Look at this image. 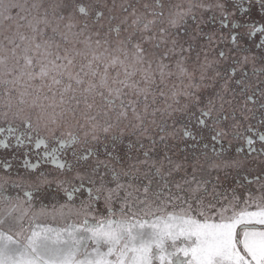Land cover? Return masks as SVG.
Listing matches in <instances>:
<instances>
[{"label": "snow or ice", "instance_id": "snow-or-ice-1", "mask_svg": "<svg viewBox=\"0 0 264 264\" xmlns=\"http://www.w3.org/2000/svg\"><path fill=\"white\" fill-rule=\"evenodd\" d=\"M0 150V264H264V0H0Z\"/></svg>", "mask_w": 264, "mask_h": 264}, {"label": "flooded vegetation", "instance_id": "flooded-vegetation-1", "mask_svg": "<svg viewBox=\"0 0 264 264\" xmlns=\"http://www.w3.org/2000/svg\"><path fill=\"white\" fill-rule=\"evenodd\" d=\"M43 148H41L39 151L42 153L43 152ZM233 153H234V149H233ZM2 155H5V153H3L2 152V150H0V156H2ZM35 156H36V153L34 152V153H32V159H33V162H35ZM14 163H18V161H14Z\"/></svg>", "mask_w": 264, "mask_h": 264}, {"label": "rangeland", "instance_id": "rangeland-1", "mask_svg": "<svg viewBox=\"0 0 264 264\" xmlns=\"http://www.w3.org/2000/svg\"><path fill=\"white\" fill-rule=\"evenodd\" d=\"M257 227H259V226H257Z\"/></svg>", "mask_w": 264, "mask_h": 264}]
</instances>
